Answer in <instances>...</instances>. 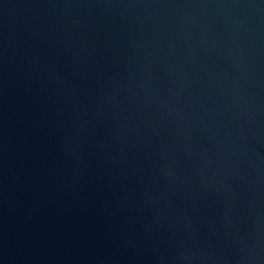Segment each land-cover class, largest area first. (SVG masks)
<instances>
[{
    "label": "water",
    "instance_id": "1",
    "mask_svg": "<svg viewBox=\"0 0 264 264\" xmlns=\"http://www.w3.org/2000/svg\"><path fill=\"white\" fill-rule=\"evenodd\" d=\"M0 264H264V0H0Z\"/></svg>",
    "mask_w": 264,
    "mask_h": 264
}]
</instances>
